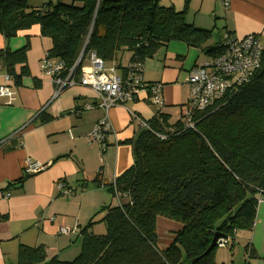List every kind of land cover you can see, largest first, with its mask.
<instances>
[{
	"label": "trees",
	"instance_id": "16d2710c",
	"mask_svg": "<svg viewBox=\"0 0 264 264\" xmlns=\"http://www.w3.org/2000/svg\"><path fill=\"white\" fill-rule=\"evenodd\" d=\"M160 1L72 0L34 9L27 0H0V35L10 39L40 26L41 35L52 40L50 57L74 76L92 52L106 63L131 53L124 76L133 64L144 65L174 41L209 58L221 51L219 45L206 46L211 30L188 24L186 12L162 7ZM28 49L27 44L17 51L0 50L16 86L29 76ZM232 91L190 119L182 115L169 123L159 111L145 122L148 129L133 142V166L106 185L112 197L117 198L116 190L120 194L119 205L102 207L78 233L82 249L74 261L49 259L42 246H22L17 264H217L219 246L204 255L214 237L221 235L219 243L234 247L238 233L253 230L258 200L264 197V53L254 78ZM94 184L102 186L98 178ZM159 218L181 225L163 251ZM0 220L7 217L0 213ZM98 223L105 224V234L92 232ZM246 253L245 264H252L255 255L249 247Z\"/></svg>",
	"mask_w": 264,
	"mask_h": 264
},
{
	"label": "crops",
	"instance_id": "0c3cea01",
	"mask_svg": "<svg viewBox=\"0 0 264 264\" xmlns=\"http://www.w3.org/2000/svg\"><path fill=\"white\" fill-rule=\"evenodd\" d=\"M72 0H27L34 9H46L49 3ZM160 5L186 12V22L200 29L211 30L206 46L219 45L225 34L239 39L256 35L264 48V0H230L228 8L220 0H161ZM219 33V34H218ZM29 45V76L16 86L0 60V87L15 92L11 104L0 98V264H17L19 249L44 247L49 259L69 262L78 256L81 237L78 234L112 196L106 185L128 171L134 164L133 142L143 129L141 122L156 118L159 111L171 123L182 118L190 97L187 83L189 71L210 58L201 50L184 42L174 41L161 47L144 61L143 79L149 84H163L164 106L158 110L146 94L123 106L110 108L108 116L112 132L106 151L90 142L97 122L105 117L97 105L100 99L89 88L75 86L54 97L53 79L41 69L44 55L52 48V40L41 35L38 25L7 39L0 35V50L17 51ZM131 53L119 61L107 63L123 75L130 64ZM120 65L118 68L117 66ZM83 66H88L87 60ZM9 77V79L7 78ZM48 118L49 121L42 122ZM39 162L43 171L28 175L26 160ZM98 178L101 187L95 186ZM64 182L71 191L63 196L57 187ZM162 227L170 224L164 220ZM77 229L61 235L60 228ZM181 229V225H177ZM95 226L92 229L94 232ZM240 233L243 236H239ZM255 258L264 260V203L259 206L252 231L240 232ZM235 241V243H236ZM246 243V244H247ZM245 258V255H244ZM256 260V259H255Z\"/></svg>",
	"mask_w": 264,
	"mask_h": 264
},
{
	"label": "built area",
	"instance_id": "2783aa9c",
	"mask_svg": "<svg viewBox=\"0 0 264 264\" xmlns=\"http://www.w3.org/2000/svg\"><path fill=\"white\" fill-rule=\"evenodd\" d=\"M228 8L230 0H220ZM220 52L208 61L194 66L188 74L187 83L190 87V97L183 115L190 119L193 112L202 111L223 98L228 91L248 84L261 67L264 48L256 35H249L242 39L232 34H225L219 44ZM88 66H83L81 74L74 76L71 71L67 74L64 64L51 58L49 53L41 61L42 71L53 79L55 85L54 97L63 91L75 86L89 88L100 99L97 105L86 106L87 110L100 108L105 111V117L97 122L89 136L90 142L97 144L101 151H106L108 136L112 132V123L108 116L110 108L123 106L146 94L152 105L158 110L164 106L163 84H149L143 79L144 66L142 63L133 64L124 76L116 74V67L108 68L107 63L94 52L87 57ZM82 62L80 59L77 63ZM9 79V77H7ZM0 98L7 99L11 104L15 99V92L8 86L0 87ZM143 129H148L145 122H141ZM192 127V126H191ZM5 141L0 142V148ZM44 166L39 162L26 160L25 172L28 175L43 171ZM115 183V182H114ZM63 196L71 191L64 182L57 183ZM120 194L116 190L117 199ZM259 205L264 203V197L258 200ZM77 229L62 227L61 235H71ZM224 247V243H219Z\"/></svg>",
	"mask_w": 264,
	"mask_h": 264
},
{
	"label": "rangeland",
	"instance_id": "374dc122",
	"mask_svg": "<svg viewBox=\"0 0 264 264\" xmlns=\"http://www.w3.org/2000/svg\"><path fill=\"white\" fill-rule=\"evenodd\" d=\"M219 34V33H218ZM176 118H172L171 123H175ZM123 203L126 202L125 199H122ZM111 202V203H110ZM118 199L116 197H112V201H109V205L112 206H118ZM164 220L166 223L170 224L166 227H162L160 224ZM177 225L179 226L180 224L174 221H170L164 218H159L158 220V229H157V234H158V248L159 250L163 251L167 249L171 243L173 242L176 233L180 230V228H177ZM94 232L97 235H103L106 233V226L104 223H98L95 225ZM248 233V232H246ZM242 234L245 233H240L239 236H243ZM245 237H240L238 241H236L234 247H219L215 250L214 256L217 264H245L246 259H248V255L246 253V248L248 247V243ZM82 249V247H81ZM81 252V250H80ZM79 252V254H80ZM78 254V255H79ZM245 255V258H244ZM78 257V256H76ZM75 257V258H76ZM75 258H73L71 261H74ZM256 259V260H255ZM252 264H264V260L258 259V258H253L250 260Z\"/></svg>",
	"mask_w": 264,
	"mask_h": 264
},
{
	"label": "water",
	"instance_id": "95a60500",
	"mask_svg": "<svg viewBox=\"0 0 264 264\" xmlns=\"http://www.w3.org/2000/svg\"><path fill=\"white\" fill-rule=\"evenodd\" d=\"M234 92H235V90L232 91V93H234ZM221 238H222L221 235H216V236L214 237L213 241H212V244H211L210 248L208 249V251H207L204 255L209 254L211 251H213L215 248H217L218 245H219V242H218V241H219V239H221Z\"/></svg>",
	"mask_w": 264,
	"mask_h": 264
}]
</instances>
